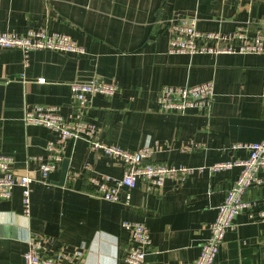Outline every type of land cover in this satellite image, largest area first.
<instances>
[{"label": "crops", "instance_id": "obj_1", "mask_svg": "<svg viewBox=\"0 0 264 264\" xmlns=\"http://www.w3.org/2000/svg\"><path fill=\"white\" fill-rule=\"evenodd\" d=\"M178 14L195 16L200 30L229 31L264 20V0H0L1 30L64 32L85 49L30 50L24 65L20 48L0 46V152L12 157L15 171L33 177L27 215L19 185L0 200V264H23L31 240L42 258L59 254L60 264H133L123 258L131 243L124 219L149 227L151 245L140 264H187L199 254L217 205L241 170V164L209 166L246 158L248 150L235 143L264 139V52H170L166 24ZM93 75L118 83L112 95L92 94L86 110L102 140L131 149L157 144L149 160L195 169L183 179L166 177L158 192L138 178L109 200L94 193L89 176L120 177L124 163L70 137L43 179L39 161L54 134L26 122L24 105L55 106L67 116L70 84ZM205 80L214 83L208 110L160 107L163 84ZM245 197L255 205L235 215L212 264H264L258 215L264 184H252Z\"/></svg>", "mask_w": 264, "mask_h": 264}, {"label": "built area", "instance_id": "obj_2", "mask_svg": "<svg viewBox=\"0 0 264 264\" xmlns=\"http://www.w3.org/2000/svg\"><path fill=\"white\" fill-rule=\"evenodd\" d=\"M253 28V31L250 30ZM168 33V51L170 52H264V20L254 24L251 21L236 25L232 30H200L196 25V17L178 14L169 18L166 24ZM0 46L18 47L22 50V61L28 64L29 51L34 49H54L62 52L84 53V47L69 34L59 31L49 32L44 28L31 29L26 33L0 29ZM44 78H39L43 80ZM72 96V112L64 116L55 106L25 103L23 119L28 123L42 124L50 129L54 138L46 144L47 156L40 159L41 176L45 179L54 170L64 155L66 139L83 138L89 142L93 150L104 152L119 158L124 163V173L120 177L109 174L89 176L96 185L95 194L109 199L118 200L123 187H131L138 178L145 182L147 190L158 192L168 176L184 178L195 168L187 165H175L149 160L154 148L145 144L139 148H122L105 142L99 137V126L89 120L86 110L90 104V96L94 93L112 95L118 90V83L93 75L86 81H75L70 84ZM214 93L212 80L195 84H163L158 91V102L162 109L184 110L197 107L208 110L211 107ZM264 95V79H263ZM244 147L248 156L241 160L214 162L209 169H227L234 164H241L237 178L226 189L223 200L217 205L216 217L208 224V235L203 239L199 254L187 264H212L223 241L226 230L234 227L233 218L243 210H250L255 201L245 197L252 184H264V139L245 143H235L233 147ZM154 147V148H153ZM12 157L0 152V200L10 197L14 186L22 190L24 214L29 213L30 192L33 177L19 173L11 167ZM202 168V167H199ZM259 217L264 221V209L258 210ZM122 224L129 230L131 243L123 258L133 264L144 261L146 252L151 245L149 227L143 220L124 219ZM39 244L31 240L24 252L23 264H60V255L42 258L38 253ZM81 249L76 255H82Z\"/></svg>", "mask_w": 264, "mask_h": 264}]
</instances>
